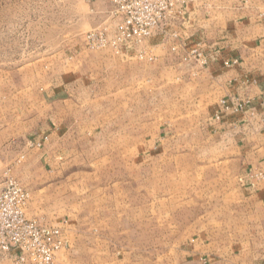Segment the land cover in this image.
I'll list each match as a JSON object with an SVG mask.
<instances>
[{"label": "crops", "instance_id": "1", "mask_svg": "<svg viewBox=\"0 0 264 264\" xmlns=\"http://www.w3.org/2000/svg\"><path fill=\"white\" fill-rule=\"evenodd\" d=\"M92 6L99 25L112 33L120 20L112 15L114 5L96 0ZM252 10L244 2L191 0L177 20L140 45L128 43L117 54L90 49L81 36L50 62L41 83L12 93L1 87L0 173L21 165L32 172L73 170L68 158L95 133L91 108L106 106V100L121 105L126 99L130 107L138 98L151 102L159 88L171 121L160 127L157 151L147 130L151 114L130 136L134 179L128 191L112 195L122 197L114 217L144 220L146 232L159 229L161 264H264V178L252 176L264 172V14ZM197 47L208 63L186 70L184 57ZM237 99H249L246 109L234 112L222 103ZM136 137L144 140L138 148L131 140ZM154 153L162 160L156 181L148 162ZM108 167L95 168L114 169ZM143 170L144 180H137ZM107 204L104 198L105 218ZM153 220L159 221L155 227ZM6 261L0 252V264Z\"/></svg>", "mask_w": 264, "mask_h": 264}, {"label": "rangeland", "instance_id": "2", "mask_svg": "<svg viewBox=\"0 0 264 264\" xmlns=\"http://www.w3.org/2000/svg\"><path fill=\"white\" fill-rule=\"evenodd\" d=\"M216 1L244 2L253 8L252 13L264 14V0ZM93 2L96 0H0V88L12 93L29 87L34 80L41 83L38 80H42L49 71L52 60L79 37H86L89 31L104 27L105 24L99 25L101 20L91 12ZM197 48L204 53L200 47ZM184 60L186 70L194 67V63L202 62L196 61L193 56L188 60L184 57ZM191 73H196V70ZM151 94V102L138 98L132 107L124 99V103L119 102L121 105L106 100V106L91 108L94 111L92 125L95 133L89 134L83 142L81 153L68 158L73 170L32 172L21 165L17 169L10 166L0 173L7 171L29 191L28 217L43 225L62 221L60 226L69 227L68 233L64 231L68 245L56 254L54 264H161L159 229L152 231L153 227H149L146 232L144 220L118 219L113 215L122 197L112 195L120 193L122 188L128 191L129 179H134V156L127 149L130 136L140 133L144 116L151 114L147 130L152 133V148L157 151L160 127L171 121L163 113L160 89H153ZM97 118L100 121H96ZM185 126L192 129L191 124L186 123ZM131 140L137 148L144 141L137 137ZM152 156L148 160L152 162L149 172L152 168L153 180H159L161 155L154 153ZM139 158L136 163L142 164L145 159ZM189 161L188 157L184 162ZM98 164L111 165L114 169L97 170L95 167ZM142 168L145 169V163ZM137 180H144V170ZM141 188L144 187L138 189ZM152 190L157 192L159 189L153 187ZM104 198L105 203H110L107 204L110 208L107 218L103 217ZM98 210L101 211L100 218ZM153 223L155 227L159 221L153 220ZM6 257L7 264H15L13 257L11 259L4 253V259Z\"/></svg>", "mask_w": 264, "mask_h": 264}, {"label": "built area", "instance_id": "3", "mask_svg": "<svg viewBox=\"0 0 264 264\" xmlns=\"http://www.w3.org/2000/svg\"><path fill=\"white\" fill-rule=\"evenodd\" d=\"M114 5L112 15L120 20L111 33L109 26L98 27L86 34V45L98 50L111 48L115 53L123 52L128 43L142 44L153 36L161 25L174 21L185 10L191 0H108ZM173 47V50H176ZM196 48L187 53L185 59L207 64L204 53ZM146 56L145 51L138 55ZM152 59V58H150ZM201 60V61H200ZM249 99L235 100L231 105L222 100L224 107L234 112L243 111ZM221 118L220 114L216 119ZM264 178L260 171L252 175ZM30 200L29 191L6 171L0 175V252L11 254L15 264H54L56 254L68 245L64 227L43 225L28 217L26 208Z\"/></svg>", "mask_w": 264, "mask_h": 264}]
</instances>
